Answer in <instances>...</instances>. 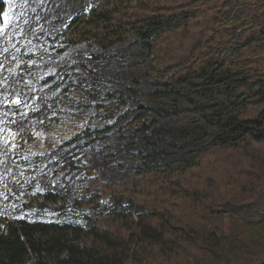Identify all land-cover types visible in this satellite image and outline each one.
<instances>
[{"label":"rangeland","instance_id":"1","mask_svg":"<svg viewBox=\"0 0 264 264\" xmlns=\"http://www.w3.org/2000/svg\"><path fill=\"white\" fill-rule=\"evenodd\" d=\"M187 1L147 0L143 8ZM3 2L0 218L87 227L100 214L130 210L103 190L131 183L150 168L172 172L192 165L248 98H264V78H216L212 70L169 84L153 73L151 36L175 29L184 17L104 49L64 37L94 0ZM238 43L226 45L219 61L236 58ZM243 84L247 88L233 95L231 89ZM46 194L66 205L39 206L37 197ZM222 210L264 218V192L252 205Z\"/></svg>","mask_w":264,"mask_h":264},{"label":"trees","instance_id":"2","mask_svg":"<svg viewBox=\"0 0 264 264\" xmlns=\"http://www.w3.org/2000/svg\"><path fill=\"white\" fill-rule=\"evenodd\" d=\"M94 1L70 22L68 42L106 49L184 17L151 36L154 74L169 84L212 70L216 78H264V0H189L151 9L143 8L147 0ZM4 9L0 0V17ZM237 40V57L220 62L221 50ZM246 88L231 91L238 96ZM224 129L184 169L150 168L122 188L102 189L130 210L100 214L90 226L0 218V264H264V218L222 210L252 205L264 192V98H248ZM37 201L66 205L52 194Z\"/></svg>","mask_w":264,"mask_h":264},{"label":"snow or ice","instance_id":"3","mask_svg":"<svg viewBox=\"0 0 264 264\" xmlns=\"http://www.w3.org/2000/svg\"><path fill=\"white\" fill-rule=\"evenodd\" d=\"M4 21H5V23H7V16H6V14L4 16ZM0 32H3V28H0ZM17 103H19V101Z\"/></svg>","mask_w":264,"mask_h":264}]
</instances>
